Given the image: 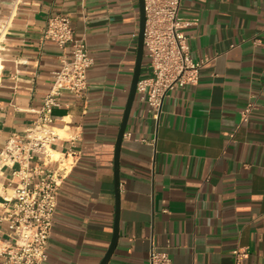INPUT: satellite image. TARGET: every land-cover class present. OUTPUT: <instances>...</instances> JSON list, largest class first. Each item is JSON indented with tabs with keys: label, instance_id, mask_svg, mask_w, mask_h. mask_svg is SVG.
I'll return each instance as SVG.
<instances>
[{
	"label": "crops",
	"instance_id": "crops-1",
	"mask_svg": "<svg viewBox=\"0 0 264 264\" xmlns=\"http://www.w3.org/2000/svg\"><path fill=\"white\" fill-rule=\"evenodd\" d=\"M68 15L94 60L83 98L60 96L53 151L68 175L44 264H100L114 234L115 147L134 73L138 0H0V152L34 126L71 48L44 39ZM197 86L177 89L156 122L135 99L120 151L119 235L109 264H264V0H182ZM145 60L141 77L148 75ZM256 105L248 122L247 104ZM56 130V133H57ZM58 135V134H57ZM59 136V135H58ZM2 170L0 244L14 190ZM0 256V264H3Z\"/></svg>",
	"mask_w": 264,
	"mask_h": 264
},
{
	"label": "built area",
	"instance_id": "built-area-1",
	"mask_svg": "<svg viewBox=\"0 0 264 264\" xmlns=\"http://www.w3.org/2000/svg\"><path fill=\"white\" fill-rule=\"evenodd\" d=\"M182 0H144L146 25L144 32V60L149 74L140 77L136 99L146 106L147 113L159 121L163 102L177 89L197 86L205 61L195 62L190 56L188 38L184 30L194 24L180 16ZM44 39L60 48L70 46V58L64 57L54 74L55 82L44 99L38 118L24 134H13L0 152V182L2 170L18 165L8 180L13 188L12 206L6 221L13 231L11 244H0L3 264H44L51 237L58 194L68 175L64 157L53 154L54 140L60 139L54 128L52 110L60 105L64 94L83 98L89 89L88 73L94 60L83 40L74 36L68 15L51 17L44 30ZM256 110L253 103L242 112L248 122ZM236 264L248 258L246 249L233 252ZM149 264H172L165 253L152 251Z\"/></svg>",
	"mask_w": 264,
	"mask_h": 264
},
{
	"label": "water",
	"instance_id": "water-1",
	"mask_svg": "<svg viewBox=\"0 0 264 264\" xmlns=\"http://www.w3.org/2000/svg\"><path fill=\"white\" fill-rule=\"evenodd\" d=\"M139 4V33H138V41H137V53H136V61L134 73L130 85V91L127 99L126 108L123 114L119 134L116 141L115 147V160H114V178H115V194H116V214H115V222H114V234L111 245L104 256L103 260L100 264H109V261L115 251L118 242L119 235V219H120V151L121 146L124 139V134L126 132L128 120L136 99V88L141 77L143 62H144V32L146 25V15H145V2L144 0H138Z\"/></svg>",
	"mask_w": 264,
	"mask_h": 264
},
{
	"label": "bare ground",
	"instance_id": "bare-ground-1",
	"mask_svg": "<svg viewBox=\"0 0 264 264\" xmlns=\"http://www.w3.org/2000/svg\"><path fill=\"white\" fill-rule=\"evenodd\" d=\"M56 130H57V129H56ZM56 130H55V131H56ZM57 134H58L60 137H62V136H63V133H62V131H61V130H59V129L57 130ZM53 154H54L55 156H56V155H58V156L60 155L59 153H56V152H53Z\"/></svg>",
	"mask_w": 264,
	"mask_h": 264
},
{
	"label": "rangeland",
	"instance_id": "rangeland-1",
	"mask_svg": "<svg viewBox=\"0 0 264 264\" xmlns=\"http://www.w3.org/2000/svg\"><path fill=\"white\" fill-rule=\"evenodd\" d=\"M145 63H146V61H145ZM64 136H65V135H63L62 137H64ZM54 157L57 158V157H59V156H58V155H56V156L54 155Z\"/></svg>",
	"mask_w": 264,
	"mask_h": 264
}]
</instances>
